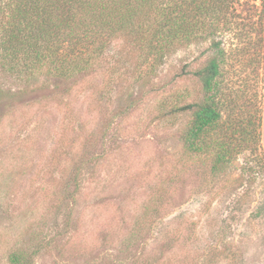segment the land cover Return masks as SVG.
Here are the masks:
<instances>
[{"label": "rangeland", "instance_id": "1", "mask_svg": "<svg viewBox=\"0 0 264 264\" xmlns=\"http://www.w3.org/2000/svg\"><path fill=\"white\" fill-rule=\"evenodd\" d=\"M208 45L141 79L111 63L71 79L0 66V264H264V51L218 77L209 136L233 148L215 171L214 151L186 146L192 112L173 111L206 98Z\"/></svg>", "mask_w": 264, "mask_h": 264}, {"label": "trees", "instance_id": "2", "mask_svg": "<svg viewBox=\"0 0 264 264\" xmlns=\"http://www.w3.org/2000/svg\"><path fill=\"white\" fill-rule=\"evenodd\" d=\"M204 42L213 53L194 74L206 98L173 111L192 112L186 146L214 151L217 171L233 147L226 136H209L222 119L213 91L229 58L255 57L252 45L264 51V0H0V66L20 79L41 71L71 79L101 63H111L114 74L122 71L120 77L141 79L179 47ZM143 65L149 66L145 72ZM34 253H14L11 264H33Z\"/></svg>", "mask_w": 264, "mask_h": 264}]
</instances>
